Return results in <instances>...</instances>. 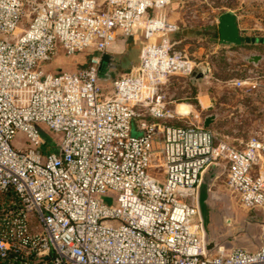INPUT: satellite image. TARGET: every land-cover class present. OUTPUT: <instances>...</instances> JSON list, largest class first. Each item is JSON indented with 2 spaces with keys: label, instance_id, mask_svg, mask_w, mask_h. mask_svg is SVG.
<instances>
[{
  "label": "built area",
  "instance_id": "2783aa9c",
  "mask_svg": "<svg viewBox=\"0 0 264 264\" xmlns=\"http://www.w3.org/2000/svg\"><path fill=\"white\" fill-rule=\"evenodd\" d=\"M184 3L0 0V264H264V233L256 251L206 242L199 191L220 162L229 191L264 214V127L239 149L204 127L208 117L171 108V78L200 67L175 38ZM122 38L140 42L139 63L104 85L103 56ZM84 53L76 71H44ZM249 75L237 88L264 96V75Z\"/></svg>",
  "mask_w": 264,
  "mask_h": 264
},
{
  "label": "rangeland",
  "instance_id": "374dc122",
  "mask_svg": "<svg viewBox=\"0 0 264 264\" xmlns=\"http://www.w3.org/2000/svg\"><path fill=\"white\" fill-rule=\"evenodd\" d=\"M243 1L245 4H242ZM201 3L202 0H188V3H184L183 7L177 10L176 15L172 16V20L180 25L181 31H197L199 33L198 36H194L195 41H183L180 48L188 52L189 56L200 67L209 66L210 74L198 85H193L190 78L173 77L166 86L164 93L168 102L172 103L171 108L174 109L180 104L188 105L191 113H194V122L196 123L206 117L216 116L217 124L212 130L216 133L218 140L242 149L246 147L247 140L256 134L255 130L259 128L258 121L261 120V115L257 113V106L250 104L248 105L250 110L247 112L251 114V118L240 119L243 115L240 112L242 110L240 99L246 95L244 93H246L248 86L240 89L234 84L245 79L254 81L256 78L249 75L252 70L259 75L264 74V63L258 69H255L247 60V57L254 53L264 55V45L245 44L233 49L224 48L219 41L217 19L225 12L234 11L241 18L240 23L244 26L242 32L244 37L259 36L264 38V33L258 32L256 28L257 24L264 21V19H261L264 11V0L250 2L252 4H248L247 0H212L209 1V6ZM200 4L201 6H199ZM186 13L191 17L189 23L184 22V14ZM26 20L25 18L24 24ZM23 28L24 26L20 30ZM20 30L17 33H20ZM175 36L177 37V34ZM139 52L140 46L137 45L134 51L135 56ZM89 59V53L71 57L61 54L55 57L51 64L44 66V71L52 74L73 72L78 67L84 66ZM109 66V63L102 62L100 75L107 73ZM136 129L135 121L132 136H141L142 134ZM50 135L53 134L49 133L42 136L45 144L41 146V150L46 154L54 151V140L56 141V139H54L55 137L52 139ZM15 146L18 149H23L22 135L16 137ZM227 193L228 199L234 203L232 212L225 208L227 206L220 204L216 209L210 208L208 211L206 210L207 213L206 211L201 213L206 242L211 247L225 246L228 249L243 248L256 251L261 245L264 233V214L245 209L228 188ZM117 196L116 192L108 190L107 195L103 197V201L112 206L116 203ZM186 202L193 204L191 199Z\"/></svg>",
  "mask_w": 264,
  "mask_h": 264
},
{
  "label": "crops",
  "instance_id": "0c3cea01",
  "mask_svg": "<svg viewBox=\"0 0 264 264\" xmlns=\"http://www.w3.org/2000/svg\"><path fill=\"white\" fill-rule=\"evenodd\" d=\"M255 1L256 0H251V1H249V3L248 2L247 3L252 4L250 2H255ZM179 3H180V0L179 1L173 0V8L175 9V8L179 7ZM242 4H244V1ZM229 12H232L233 14H235L237 16V14L234 11H229ZM218 18H219V16H218ZM240 19L241 18L239 16H237L238 27H239L241 35L243 36L244 34H242V32L244 30V26L241 25ZM261 19L262 20L264 19V11L262 13ZM217 21H218V19H217ZM260 25H261V23L257 24V27H259ZM198 35H199V33L197 31L193 32V31L182 30V31H180V33L177 34V37L175 36V38L176 39L179 38L180 40H182V42L183 41L184 42H186V41H192L193 42V41H195V37ZM251 38L264 39V38H260L259 36L251 37ZM137 45L140 46V42L135 43L132 39L122 38L113 47L110 48L109 54L120 59V60L124 59V57H128L130 59L128 62H130L132 65L131 67H134V66H137L139 63L140 52L137 53L136 56L134 54L135 47H137ZM257 45L258 44H256V46ZM261 45H264V44H261ZM254 57H259L258 61L252 62V63H250L249 61L248 62H249V64L253 65L255 69H258L264 63V55H262L261 53H257V54L254 53V54H251L249 57H247V60L254 58ZM133 60H134V62H133ZM82 67H84V66L78 67L77 69L82 68ZM234 86H236V84H234ZM244 94H246V95L242 96L240 99V106L242 108V110H240V112L243 113V115L240 117V119L242 120L243 118H245V119L251 118V114L249 112H247L248 110H250V107L248 105L252 104V106H257V108H258L257 113H259L258 115H261V120L258 121L259 122L258 123L259 128L258 129L256 128V130H255L256 133H258L264 127V113H262L264 96L262 94V91H259V92L250 91V92H246ZM245 112H247V113H245ZM197 114L199 115L198 112H197ZM216 124H217V117H216L215 122L210 126L209 129H214ZM241 125H242V123H241ZM247 141H249V140H247ZM226 173H227V163L226 162H220L217 166L210 167L206 171V173L204 174L203 181H202V184L200 186V191H199V208H200L201 213H205V211L206 210L208 211L210 208L216 209V207L220 204L227 206L225 208H227L228 211H231V212L233 211L234 203L232 200L228 199V196H227V194H228L227 188L228 187H227V185L225 186ZM212 202H213V204H212ZM207 211H206V213H207ZM254 212H260V211H254Z\"/></svg>",
  "mask_w": 264,
  "mask_h": 264
},
{
  "label": "water",
  "instance_id": "95a60500",
  "mask_svg": "<svg viewBox=\"0 0 264 264\" xmlns=\"http://www.w3.org/2000/svg\"><path fill=\"white\" fill-rule=\"evenodd\" d=\"M251 0H247L249 2ZM245 4V2H244ZM218 30H219V41L220 44L227 49H233L236 47H240L243 45H256V44H264V39H257L251 37H244L241 35L237 16L232 12H225L221 14L218 18ZM259 57H254L249 59L250 63L258 61ZM115 61L114 56L110 54H105L103 56V62L113 64ZM118 65H121L119 63ZM131 63L127 62L126 67H131ZM115 69V68H114ZM112 69V70H114ZM210 74L209 66H202L197 71H195L190 77V81L193 85H198L203 82ZM216 116H209L204 123V127L209 129L210 126L215 122Z\"/></svg>",
  "mask_w": 264,
  "mask_h": 264
},
{
  "label": "trees",
  "instance_id": "16d2710c",
  "mask_svg": "<svg viewBox=\"0 0 264 264\" xmlns=\"http://www.w3.org/2000/svg\"><path fill=\"white\" fill-rule=\"evenodd\" d=\"M89 57H91V54H89ZM114 58L117 59L118 61H120L121 65H119L117 67L116 72L113 73V71L111 69V64H110L109 68L106 71L107 73L100 75V82L104 85L109 84L111 81H113L115 78H117L121 74L129 72L132 68V67H126V62H128L130 60L128 57H124V59H121V60L116 58V57H114ZM89 60H88V62H89ZM88 62L84 66H86L88 64Z\"/></svg>",
  "mask_w": 264,
  "mask_h": 264
},
{
  "label": "bare ground",
  "instance_id": "6f19581e",
  "mask_svg": "<svg viewBox=\"0 0 264 264\" xmlns=\"http://www.w3.org/2000/svg\"><path fill=\"white\" fill-rule=\"evenodd\" d=\"M176 111L178 114L181 115H189L191 113L189 106L186 104H180L177 108Z\"/></svg>",
  "mask_w": 264,
  "mask_h": 264
},
{
  "label": "flooded vegetation",
  "instance_id": "af4514ba",
  "mask_svg": "<svg viewBox=\"0 0 264 264\" xmlns=\"http://www.w3.org/2000/svg\"><path fill=\"white\" fill-rule=\"evenodd\" d=\"M120 63V61H118L117 59H115V61H113V64H111V69H114V70H112L113 71V73H115L116 72V70H117V67L119 66L118 64Z\"/></svg>",
  "mask_w": 264,
  "mask_h": 264
}]
</instances>
